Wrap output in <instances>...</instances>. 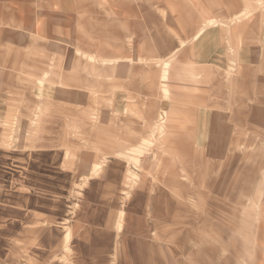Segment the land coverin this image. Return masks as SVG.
<instances>
[{
    "label": "rangeland",
    "instance_id": "rangeland-1",
    "mask_svg": "<svg viewBox=\"0 0 264 264\" xmlns=\"http://www.w3.org/2000/svg\"><path fill=\"white\" fill-rule=\"evenodd\" d=\"M112 1L91 0L92 16ZM213 1L156 23L264 27V0ZM22 2L0 0L13 102L0 107V264H264V39L103 73L79 50L114 46L116 27L61 26L72 41H53L52 25L23 26ZM36 50L59 58L23 75L21 51Z\"/></svg>",
    "mask_w": 264,
    "mask_h": 264
},
{
    "label": "crops",
    "instance_id": "crops-1",
    "mask_svg": "<svg viewBox=\"0 0 264 264\" xmlns=\"http://www.w3.org/2000/svg\"><path fill=\"white\" fill-rule=\"evenodd\" d=\"M7 2V0H3ZM13 0H8L11 2ZM160 1V0H159ZM157 0H114L110 4L108 2L99 3L94 11H99L92 16V2L91 0H23V26L27 25V21L36 25H52L56 28L57 33L46 32L48 36L51 35L53 41H64L68 43L73 38L69 35L65 36L61 26H76L82 30L85 25H91L92 22H99L103 27H116L111 29L115 32V45H104L106 40L102 39L99 52L96 54L88 51L87 47L81 48L80 52L84 53L85 57H98L101 59V67L103 73L107 72L108 66L111 67H125L124 61L126 59L134 60L141 58H155V57H184L187 55V50H190L195 58H204V56H211L217 52L221 40L228 41H245L256 40L262 41L264 39V27L258 22L249 23L242 21L240 23L225 22L221 23L219 19L215 18L213 14H209L203 23L199 21L188 22L182 20L183 14H180V22L178 27L175 24L164 19L161 23H156V10H201L207 9L214 11L219 9V6L211 5L213 0H165L162 3ZM235 8V6H231ZM188 17V16H186ZM45 18H52V21L45 22ZM61 28V29H60ZM73 31L67 27L68 34ZM60 31L62 35H60ZM105 34H109V30H103ZM221 34L229 36L221 38ZM263 37V38H262ZM104 41V42H103ZM101 43V41H100ZM216 43V44H214ZM77 50V51H78ZM157 51H162L157 53ZM186 51V53H184ZM204 51L211 52L206 54ZM23 55V75L30 74L29 71H36L43 75L49 71L43 70L44 67H49V64L56 62L53 59L59 58L57 51H21ZM30 54V55H29ZM4 57H11V52L4 53ZM28 58H36L34 62L28 61ZM43 58H52L49 62L42 61ZM111 59V60H109ZM116 59V60H113ZM125 59V60H124ZM110 63H109V62ZM114 63V64H113ZM52 65V68L54 67ZM58 67V66H56ZM101 71V72H102ZM118 71L116 73H118ZM55 73L54 69L51 70ZM167 73V72H166ZM165 73V75H166ZM162 77V76H161ZM38 83H42V77L38 78ZM2 91V92H1ZM12 102L11 86L0 90V107L10 111ZM9 107V108H8ZM0 108V109H1Z\"/></svg>",
    "mask_w": 264,
    "mask_h": 264
}]
</instances>
